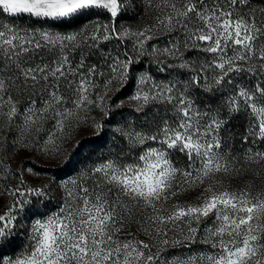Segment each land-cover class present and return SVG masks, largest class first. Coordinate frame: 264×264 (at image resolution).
<instances>
[{"label":"snow or ice","instance_id":"6c2138e0","mask_svg":"<svg viewBox=\"0 0 264 264\" xmlns=\"http://www.w3.org/2000/svg\"><path fill=\"white\" fill-rule=\"evenodd\" d=\"M141 2L156 11L155 22L135 32H118L115 21L127 10L121 0H0V14L12 20L26 17L55 25L93 15L110 18V23L96 19L67 33L0 22V118L13 129L14 119L21 115L22 131H26L50 110L61 130L66 122L79 124L87 120L91 107H102L109 92L126 85L132 66L138 63L127 51L124 59L101 51L103 64L86 67L90 50L100 51L104 41L129 39L133 52L148 55V42L163 36L168 46L151 45L153 56L183 60V45L185 51L210 57L190 69L194 74L184 85L157 83L146 74L135 78L137 90L129 99L137 102L136 111L159 103L171 107V117L154 131H136L134 123L119 129L129 151L114 153L116 159L64 181L60 185L64 196L56 211H40L41 204L48 208L47 185L0 192V200L11 199L0 203L4 209L0 211V264H264V190L255 195L250 186L230 191L216 179L237 171L230 169L232 158L223 150L220 135L228 121L220 119L219 112L201 111L188 92L189 85L198 87L202 82L206 92L232 85L225 104L230 114L247 113L250 130L244 141L250 136L264 141V87L258 82L250 91L232 78L243 79L245 73L264 77V19H257L256 9L242 11L251 0ZM260 13L264 17V9ZM252 61L257 64L251 65ZM177 66L189 69L190 62ZM100 67L108 69L106 91L92 99L99 87L96 77L105 76ZM37 88L39 97H46L39 108L31 98ZM25 93L28 107L21 113L14 96ZM92 126L102 129L95 121ZM133 149L139 154L133 155ZM50 151L60 150L53 144ZM176 152L187 158L185 168L176 167ZM245 157L264 162V152L248 149ZM128 159L131 162H123ZM193 188L201 189L199 203L169 206L182 191ZM148 211L146 226H141L150 238L146 242L126 228L136 214ZM21 238L26 242L17 244ZM193 245L209 251L192 254ZM10 248L18 250L5 255ZM169 249H187L189 254L165 259Z\"/></svg>","mask_w":264,"mask_h":264},{"label":"rangeland","instance_id":"374dc122","mask_svg":"<svg viewBox=\"0 0 264 264\" xmlns=\"http://www.w3.org/2000/svg\"><path fill=\"white\" fill-rule=\"evenodd\" d=\"M138 6H140L141 14L138 18L124 20L119 27V31L122 29H130L135 32L145 26L152 25L156 11L148 8L146 3H142L138 0ZM0 22L6 23L3 17L0 16ZM26 28V27H23ZM127 44L130 46H107L102 52L111 54L113 57L120 55L121 59H124V53L127 51L128 55L138 58L143 56L138 52L132 51V41L127 39ZM155 44L159 48L168 46L167 37H159L158 39L148 42L146 45L148 49V55L144 57H150L153 60V66L149 69H141L135 74L130 71L129 82L124 86L119 87V91H111L105 97L102 107H91L88 111V118L86 121L76 124L74 121L71 124L65 123V127L61 130L56 119L53 118V113L50 110L47 117L44 118L36 127L22 131L23 128V115L14 119L16 127L10 128L8 121L4 118H0V192H5L9 187H40L47 185L49 191L46 193V202H48V208L45 209L43 205H39L41 212H53L56 211L61 200L64 196V191L60 185L71 179H75L78 175L95 165L101 164L109 159H116L115 154H118L123 150L129 151V146L125 137L121 138L117 145L119 148H109L108 145H103L102 141L105 138H110L114 132L120 134L119 129H126L130 123H138L135 126L136 131H154L156 127L162 124V121L166 118H170L172 115V109L168 105L155 103L149 105L143 109V112H137V102L131 101L129 98L137 90V79L141 74L149 75L157 83L163 82L168 84L169 82L179 81L181 85L186 84L191 76L194 74L190 69L192 67L198 68L200 64L210 57H206L202 53L195 51H185L183 45H181V52H183V60L173 58L167 55L153 56L151 54V45ZM97 61L89 59L86 61V67L96 64L98 67L103 64V58L100 53L97 55ZM80 59V57H79ZM79 59L75 61L78 62ZM184 60L190 62V68H180L177 65ZM194 62V63H192ZM171 65V67L169 66ZM136 69L133 66V71ZM100 71L105 73L104 77H96L95 82L99 85L98 88L92 93L91 98L95 99L97 94H103L106 90L103 87V82L108 78V69L106 67H100ZM138 70V69H137ZM209 75V81H211V74ZM245 86V87H244ZM243 87L249 89L250 84ZM222 87L219 89L214 88L212 92H206L204 90L203 82L200 86L188 87L190 93V99L195 102V105L201 111H209L215 114L219 111L211 107L209 104L204 106V99L208 94L217 92L220 93ZM180 90H183L182 88ZM233 91V86L229 87V91ZM250 90V89H249ZM251 90H253L251 88ZM35 92L31 98L37 100V107H43L42 99L39 97L38 88L32 90ZM227 92V91H225ZM67 95V94H66ZM232 93H230V96ZM14 99L18 101V107L20 112L23 113L24 109L28 107L29 95L27 93L23 95L17 94ZM70 106V105H69ZM223 108L229 112L226 104ZM103 109V110H102ZM163 110V114L160 110ZM148 111L156 113L162 118L159 119H145V113ZM168 116H165V113ZM225 112V111H224ZM220 114V119L224 120L223 114ZM141 120V121H140ZM143 120V121H142ZM93 121L100 123L102 129L97 130L93 127ZM147 121V124L144 122ZM39 128V131L36 130ZM250 130V124L245 130V134L248 135ZM222 132V131H221ZM222 140L225 142L224 151L232 158L230 169L233 171L228 176H218L216 179L220 180L222 184L230 191L238 190L244 187H251L253 194L264 190V162L255 163L249 161L245 157V153L248 149H252L253 152H264V143L260 142V139L251 137L250 142L238 143L232 145L230 141L225 140L222 133H220ZM255 139V142L253 140ZM123 141L125 143H123ZM27 144L28 147L24 148L22 145ZM55 144L59 147V152L50 151L52 145ZM149 146H155L150 144ZM133 155H138L139 150L133 149ZM174 162L176 167L185 168L187 166V158L179 153H174ZM124 163L131 162L130 159L124 160ZM30 170V171H29ZM23 180V184L21 181ZM207 183V181H206ZM200 188H193L189 191H182L181 194L169 201V206L173 203L180 204H196L199 203L197 197L200 195ZM44 200L45 198H41ZM11 199L5 197L0 200V203H10ZM4 209H0L3 211ZM151 215V212H144L143 214H136L132 221L129 222L126 231H131L137 239L150 241V238L143 234L141 226H146L144 218ZM171 236L172 234L169 233ZM23 244L26 241L23 238L19 239ZM18 249H13L10 252H5V255H12ZM157 249L153 248V252ZM209 249L203 245H193L192 254H198L201 252H207ZM187 249H169L163 254L165 259H171L176 256L188 255Z\"/></svg>","mask_w":264,"mask_h":264},{"label":"trees","instance_id":"16d2710c","mask_svg":"<svg viewBox=\"0 0 264 264\" xmlns=\"http://www.w3.org/2000/svg\"><path fill=\"white\" fill-rule=\"evenodd\" d=\"M122 3L127 4V10L125 11L124 14L120 15L116 21V30L119 32V27L122 25L124 20L127 19H135L138 18L141 14V9L140 6H138V0H121ZM249 9H256V17L257 19H264V17L261 16L260 13V9H264V4H262L260 2V0H251L250 5L248 6V8H243L242 11L244 12H249ZM1 17L4 18V20L6 21V23H12L15 25H18L19 27L23 28H45V29H51L53 31H58V32H74V31H79L80 29H82L85 25H89L90 21L99 19L100 22L102 23H110V18L107 15H100L99 17H96L95 15L93 16H87V17H83V18H79L74 20L72 23L69 24H52L51 22L48 24H42L40 22L34 21V20H30L28 18H21V19H16V20H12L11 18L7 17L6 15L0 14ZM91 30V28H89V31ZM107 46H130L129 44H127V39L120 41L117 39H112L110 41H104L100 44V51H97L95 49L90 50L91 54L88 56V59H94L97 61V55L99 56V53L105 49ZM107 49V48H106ZM86 52H88L89 50H85ZM76 59H79V55L77 54ZM134 58V57H133ZM138 60V63L134 64L133 66L136 67V69H134L133 71V66H132V73L135 74V72L141 70V69H149L148 67L155 65L153 60L150 59V57H144L143 56H139L138 58H134ZM257 64V61H252L251 65H255ZM249 65V66H251ZM156 66V65H155ZM138 69V70H137ZM235 81L236 84L240 85L241 87H243L244 85L250 84V87H248L251 91V88L254 89L256 84L258 82H260V86L264 87V77L259 76L258 74L256 75H250L245 73L243 79H240L239 77H232ZM231 85H228L227 83H225L222 86V89L220 93L214 92L211 94H208V96L205 97L204 101V106L206 107V104H209L211 107L213 106L214 109H216L217 111H219L221 114H223V119L225 121H228V123L224 126L223 130H222V134L224 136L225 140H228L231 142V144L236 145L239 142L243 143L244 141V136L245 134V130L247 128V126H249V117L247 115V113L245 111H241L239 113H229L226 111V109L223 108V105L225 104V102L227 101V99L230 96V93H233V91H229V87ZM245 87V86H244ZM227 91V92H225ZM225 111V112H224ZM160 113H164L163 110H160ZM168 117H170L169 115H167ZM161 119V116H158L156 113L154 112H150L148 111L147 113H145V119L149 120V119ZM141 121V120H140ZM143 121V120H142ZM135 126L138 125V123L134 124ZM129 126V125H128ZM127 126V128H128ZM126 128V129H127ZM121 138H123L120 134H117V132H114V134L110 137V138H105L102 141L103 145H108L109 148L111 147L112 149H114V147L119 148L117 145H119L118 143L120 142ZM251 138L249 137L248 141L250 142ZM247 141V142H248ZM260 142L264 143V141L259 140ZM123 143H125L123 141ZM17 244L20 243V240L16 241ZM15 248H10L8 250H6V252H10Z\"/></svg>","mask_w":264,"mask_h":264}]
</instances>
